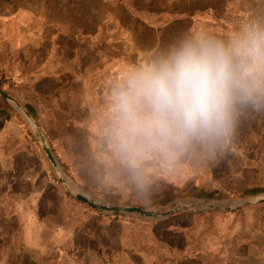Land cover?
<instances>
[{"label":"rangeland","instance_id":"obj_1","mask_svg":"<svg viewBox=\"0 0 264 264\" xmlns=\"http://www.w3.org/2000/svg\"><path fill=\"white\" fill-rule=\"evenodd\" d=\"M35 1L34 8L47 10L60 0ZM137 1L139 9L174 16L157 30L156 40L137 34L151 48L145 52L137 45L133 62L132 33L146 34L147 23L136 27L137 18L127 16L122 0L102 9L75 0L83 20L93 14L116 17V26L131 29L121 28L118 38L125 56L105 66L101 77L97 69L88 72L98 79L87 83L82 100L77 88L72 94L65 84L34 82L38 66L49 54L56 56V47L47 51L53 30L26 8L31 0H0V87L40 125L74 190L111 206L172 213L157 219L115 216L76 201L27 119L0 97V264H264V204L236 207L264 195V111L245 110L231 144L216 159L205 163L194 150L173 170L155 169L147 200L111 160L103 140L111 85L129 65L181 33L227 37L247 21L264 19V0ZM38 34L50 38L44 49ZM83 46L78 52L84 59Z\"/></svg>","mask_w":264,"mask_h":264},{"label":"clouds","instance_id":"obj_2","mask_svg":"<svg viewBox=\"0 0 264 264\" xmlns=\"http://www.w3.org/2000/svg\"><path fill=\"white\" fill-rule=\"evenodd\" d=\"M247 109L264 111V19L227 37L181 33L129 65L111 85L103 140L147 200L155 169L173 170L194 150L216 159Z\"/></svg>","mask_w":264,"mask_h":264},{"label":"crops","instance_id":"obj_3","mask_svg":"<svg viewBox=\"0 0 264 264\" xmlns=\"http://www.w3.org/2000/svg\"><path fill=\"white\" fill-rule=\"evenodd\" d=\"M38 0L35 1V3ZM59 1V0H58ZM85 3L94 2L100 5V8L104 4L115 3L116 0H83ZM123 8L127 13L129 18L136 21V27H143L144 23H147L150 31L134 32L132 33L134 46H132L131 51L133 62H136L137 49L138 47L146 51H150L151 44H142L138 42L137 34L141 35L139 37H151L156 40V33L162 26H165L169 18L174 15L169 14L168 11L165 12H153L151 10L139 9L138 6H142V2L137 0H122ZM34 0H31L29 6H26L30 12L33 11L35 14L32 15L34 18H39L40 22L45 24V27H49L53 30V35L51 40H49L48 52L53 50L56 56L49 54L48 58H45L44 63L40 64L36 75L34 76V82L40 84L53 83L57 87L59 85L65 84V91H71L73 94L74 88L80 90V97L84 100V97L88 96V91L86 90V85L89 81H97L98 74L95 73L93 76L89 75L91 70H99L101 77L104 72L105 66L112 65L117 58L125 56V44H121L118 40L122 29L128 28V25L122 23L124 27L116 26V22L119 25L116 17H112V20H108L106 16H88L85 20L82 17V6H79L75 0H60L54 8L39 9L33 7ZM25 9V8H24ZM138 11V13L136 12ZM29 12V11H27ZM131 16V17H130ZM190 18V17H189ZM112 21V22H111ZM121 26V25H119ZM114 30V31H113ZM140 30V29H139ZM40 37L36 40L38 47L44 49L45 42L50 39L43 37L42 34H38ZM135 35V36H134ZM144 40V39H143ZM64 41L69 42L67 47L64 45ZM74 44L76 47H72ZM84 45V46H83ZM138 45V47H137ZM79 46V47H78ZM81 46L85 48L86 56L83 59L81 56ZM78 47V48H77ZM128 48V47H127ZM68 56H65L66 51ZM89 56L91 61H89ZM91 67V68H90ZM99 81H101L99 79ZM56 87V88H57ZM58 98L59 96H56ZM82 107L88 109L87 103L82 102Z\"/></svg>","mask_w":264,"mask_h":264},{"label":"water","instance_id":"obj_4","mask_svg":"<svg viewBox=\"0 0 264 264\" xmlns=\"http://www.w3.org/2000/svg\"><path fill=\"white\" fill-rule=\"evenodd\" d=\"M0 97L3 98L5 101L9 103H13L17 109L23 114V116L27 119L29 122L33 133L35 134L38 142L40 143L44 153L46 154L48 160L51 162L52 166L54 169L59 173L62 174V170L60 168V164L58 159L55 156V153L53 152L51 146L49 145L47 138L45 137L40 125L32 119L31 115L29 112L25 109L22 108L21 105L17 100L12 98L9 94H7L1 87H0ZM60 182L65 186L66 190L68 191L69 195L73 197L76 201L81 202L85 205H87L89 208L101 212V213H110L115 216H130V217H140V218H145V219H157V218H163L165 216H169L172 212L169 213H163V212H150V211H145L143 209L137 208V207H116V206H111L108 204L104 203H99L93 200H90L87 196L79 193L78 191L71 190L70 187L68 186L66 180L64 177L60 178ZM252 204H264V195L257 197L253 200L249 201H244L236 204V207H243V206H248ZM182 207L181 209H183ZM212 208L214 209H222L220 206H215ZM178 209V210H181ZM226 210V209H223Z\"/></svg>","mask_w":264,"mask_h":264},{"label":"bare ground","instance_id":"obj_5","mask_svg":"<svg viewBox=\"0 0 264 264\" xmlns=\"http://www.w3.org/2000/svg\"><path fill=\"white\" fill-rule=\"evenodd\" d=\"M64 179L66 180V182L70 185V189L71 190H74V187L71 185V181L65 176L64 172L62 171V174H61ZM75 191V190H74ZM89 198V197H88ZM90 199V198H89Z\"/></svg>","mask_w":264,"mask_h":264}]
</instances>
